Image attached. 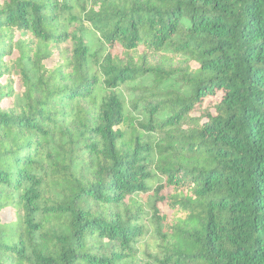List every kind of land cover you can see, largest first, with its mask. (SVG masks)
<instances>
[{
    "label": "trees",
    "instance_id": "16d2710c",
    "mask_svg": "<svg viewBox=\"0 0 264 264\" xmlns=\"http://www.w3.org/2000/svg\"><path fill=\"white\" fill-rule=\"evenodd\" d=\"M0 264H264V0H0Z\"/></svg>",
    "mask_w": 264,
    "mask_h": 264
},
{
    "label": "rangeland",
    "instance_id": "374dc122",
    "mask_svg": "<svg viewBox=\"0 0 264 264\" xmlns=\"http://www.w3.org/2000/svg\"><path fill=\"white\" fill-rule=\"evenodd\" d=\"M53 62H49V64H52Z\"/></svg>",
    "mask_w": 264,
    "mask_h": 264
}]
</instances>
